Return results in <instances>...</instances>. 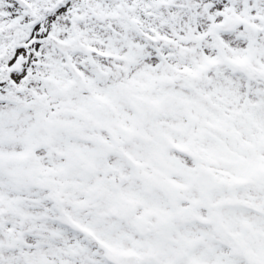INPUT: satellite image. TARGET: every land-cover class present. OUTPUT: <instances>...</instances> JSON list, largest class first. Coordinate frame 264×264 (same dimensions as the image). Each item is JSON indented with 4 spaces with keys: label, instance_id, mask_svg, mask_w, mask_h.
I'll return each mask as SVG.
<instances>
[{
    "label": "snow or ice",
    "instance_id": "6c2138e0",
    "mask_svg": "<svg viewBox=\"0 0 264 264\" xmlns=\"http://www.w3.org/2000/svg\"><path fill=\"white\" fill-rule=\"evenodd\" d=\"M0 264H264V0H0Z\"/></svg>",
    "mask_w": 264,
    "mask_h": 264
}]
</instances>
